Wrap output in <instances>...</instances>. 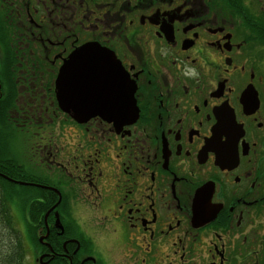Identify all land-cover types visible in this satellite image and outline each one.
Masks as SVG:
<instances>
[{
	"label": "flooded vegetation",
	"instance_id": "af4514ba",
	"mask_svg": "<svg viewBox=\"0 0 264 264\" xmlns=\"http://www.w3.org/2000/svg\"><path fill=\"white\" fill-rule=\"evenodd\" d=\"M84 45L121 124L57 104ZM0 179L35 264H264V0H0Z\"/></svg>",
	"mask_w": 264,
	"mask_h": 264
},
{
	"label": "water",
	"instance_id": "95a60500",
	"mask_svg": "<svg viewBox=\"0 0 264 264\" xmlns=\"http://www.w3.org/2000/svg\"><path fill=\"white\" fill-rule=\"evenodd\" d=\"M96 47V46H95ZM91 45H84L72 52L67 62L58 71L56 80L57 90L55 95L57 104L63 110V113L70 115L75 121L86 120L93 116H101L121 124L123 120L130 118L134 114V102L131 98L132 87L127 91L129 99L126 104H122L116 110H104L100 108V73L97 63L109 62L110 52L101 51ZM104 55V56H103ZM69 61L82 63L83 67H71ZM93 65V66H92ZM121 82L120 92L126 96V81H124L123 72L119 77ZM123 103V102H122Z\"/></svg>",
	"mask_w": 264,
	"mask_h": 264
},
{
	"label": "trees",
	"instance_id": "16d2710c",
	"mask_svg": "<svg viewBox=\"0 0 264 264\" xmlns=\"http://www.w3.org/2000/svg\"><path fill=\"white\" fill-rule=\"evenodd\" d=\"M9 176V174L7 175ZM14 178L13 176H9ZM27 193L23 187L15 185L10 181L0 179V264H24V242L20 231H17L12 221V214L9 206L13 201L21 206L24 200L23 194ZM24 237L29 244H33L34 232L32 229L26 230Z\"/></svg>",
	"mask_w": 264,
	"mask_h": 264
},
{
	"label": "rangeland",
	"instance_id": "374dc122",
	"mask_svg": "<svg viewBox=\"0 0 264 264\" xmlns=\"http://www.w3.org/2000/svg\"><path fill=\"white\" fill-rule=\"evenodd\" d=\"M19 205H17L14 201L13 203L9 206V210L11 211V214H12V221H14V225L16 226L15 228L17 229V231H20L22 233L23 236L24 235V231L23 230V222L20 221L21 220V214H20V211H19V208L17 207ZM24 257L22 259V262L24 264H35L34 262H32L30 260L31 258V252L27 250V248L25 249L24 247Z\"/></svg>",
	"mask_w": 264,
	"mask_h": 264
}]
</instances>
